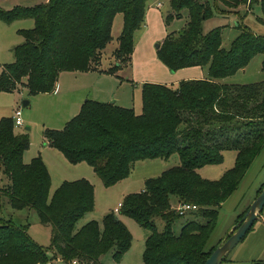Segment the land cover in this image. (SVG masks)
<instances>
[{"label":"trees","instance_id":"trees-1","mask_svg":"<svg viewBox=\"0 0 264 264\" xmlns=\"http://www.w3.org/2000/svg\"><path fill=\"white\" fill-rule=\"evenodd\" d=\"M148 1L44 0L33 6H0V20L6 23L28 18L35 22L32 28L19 29L25 41L14 48L15 61L3 67L0 90L49 93L61 72L93 69L100 61V50L111 39L118 13L123 14L124 25L115 53L120 61L117 67L126 65L134 51V33L145 22ZM222 1L232 8L260 3L264 23V0ZM170 2L177 17L187 10L189 18L180 33L169 34L158 46L159 57L172 71L207 67L208 77L182 80L176 87L144 83L141 114L115 102L86 100L64 128H46L43 136L70 163H88L106 186L127 178L141 160L177 153L180 163L147 178L142 191L127 194L119 212L113 210L104 217L103 227L91 221L77 229L78 221L94 208L93 184L85 178L65 181L50 195L51 176L43 159L24 161L29 134L16 133L14 119L3 118L0 168L8 184L0 187V197H7L15 209L34 208L40 222L51 227L52 238L51 246L44 248L25 227L0 220V264L58 260L69 264L74 259L80 264H104L102 257L110 251L120 262L132 241L123 216L149 231L145 264H204L222 242L207 249L223 203L264 149V80L242 84L226 78L264 54V36L238 23L240 33L226 49L222 27L203 32L204 20L214 13L208 1ZM226 150L236 152L234 165L219 179L202 177L198 170L222 163ZM173 198L199 207L180 233L173 226L184 215L173 208ZM158 218L165 223L163 230L158 229ZM259 262L264 264V259L253 264Z\"/></svg>","mask_w":264,"mask_h":264},{"label":"rangeland","instance_id":"rangeland-1","mask_svg":"<svg viewBox=\"0 0 264 264\" xmlns=\"http://www.w3.org/2000/svg\"><path fill=\"white\" fill-rule=\"evenodd\" d=\"M203 1H208L214 11L210 18L204 20L203 32L207 33L216 27H222V45L224 48L229 49L233 40L239 35L238 23L248 26L255 34L264 36V23L261 21L263 12L260 3H255L250 8L245 4L232 8L228 7L222 0ZM39 2L40 0H5L1 7L11 9L15 5L33 6ZM158 2H161V6H158ZM171 15L174 17L168 19ZM188 18L187 10H183L181 17H177L171 7L170 0H150L147 3L145 22L134 33V51L131 55V61L126 65L117 67L120 61L115 53L119 47V37L124 25V16L122 13H118L113 20L111 39L100 50V61L94 65V68L88 71H69L60 74L58 83L62 84L63 87L59 98H57L58 93L50 92L30 95L26 88L17 93L0 90V121L6 117L13 119L16 107L22 109L24 124L14 126V131L29 134L30 146L24 152L25 162L40 156L48 167L51 176L50 195L65 181H73L78 177H84L93 184L95 190L94 208L78 221L77 229L91 221H97L103 227L104 217L109 211H113L127 194L143 189L147 178L159 176L164 171L178 165L180 156L175 153L169 158L138 161L134 164L127 178L114 185L106 186L88 163L83 162V164L75 167V164L70 163L59 150L43 146L44 130L46 128L62 129L74 115L76 116L80 112L79 107L77 108L78 112H75L77 114L72 113L74 101L80 92L85 94L84 102L86 100L116 101L117 104L121 105V101H125L128 106L123 105L124 107L132 108L137 114H141L143 111L142 86L144 83L168 84L176 87L182 80L207 76V69L201 66L183 68L173 72L158 54V46L169 34L180 33L186 27ZM34 24L32 18L17 20L13 23L0 20V74L5 65L15 61L14 48L25 41V38L19 33V29L32 28ZM263 60L264 54L256 55L245 70L238 71L226 80L244 84L264 80ZM114 68L116 73L110 71ZM24 100H28L30 104L23 106ZM27 118L28 120H25ZM27 126H30V129H26ZM235 158L236 152L234 150H226L222 163L206 165L200 168L198 172L204 178L219 179L225 171L234 165ZM82 168H86L87 171L84 172ZM263 178L264 150L253 161L239 188L222 205L207 249L214 246L224 235V231L233 218L232 210L239 203V199L244 196L242 204L249 199L258 187L253 191L254 184ZM252 184L253 186H251ZM194 212L181 216L175 221L173 229L176 233H180L182 225L194 218ZM0 220L18 227H25L30 237L38 244L44 248L51 246V227L40 222L38 213L34 208L15 209L7 197H0ZM122 220L132 235L131 245L120 262L113 259L112 251H110L102 257L103 263L145 264V242L149 231L130 217L123 216ZM156 223L159 230L164 229L163 220L158 218ZM243 242L237 245L228 256L229 258L221 264H253L255 259H264V254H262L258 258L244 257L241 260H236L237 250ZM233 259L235 260L232 261ZM58 262L53 261L54 264L64 263ZM258 264H263V262Z\"/></svg>","mask_w":264,"mask_h":264},{"label":"crops","instance_id":"crops-1","mask_svg":"<svg viewBox=\"0 0 264 264\" xmlns=\"http://www.w3.org/2000/svg\"><path fill=\"white\" fill-rule=\"evenodd\" d=\"M3 1H5V0H0V6H1V4L3 3ZM6 1H8V0H6ZM41 1H44V0H40V2ZM18 4V3H17ZM264 61V60H263ZM206 69H207V71H208V68L207 67H205ZM64 72H69V71H63V72H61L60 74H63ZM77 72H80V71H77ZM208 77V73H207V76L206 75H203L202 77H196V78H192V79H204V78H207ZM227 81V80H226ZM228 82H230V83H237V82H231V81H228ZM240 82V81H239ZM58 83V82H57ZM243 84V83H242ZM247 84V83H246ZM62 87H63V85L62 84H57V86H56V89H55V91L54 92H50V93H55V94H57V98H59L60 96H61V94H62ZM59 89V90H58ZM14 93V92H13ZM15 93H17L16 91H15ZM84 98H85V94H84V92H80L78 95H77V97H76V99H75V101H74V106H73V109H72V113L74 114L75 112H78V109L77 108H79L80 107V109L82 108L81 106L83 105L82 103H84ZM118 101H120V100H118ZM18 102V101H17ZM113 102H115L116 103V101H113ZM30 104V103H29ZM128 103H126L125 101L123 102V101H121V106H128L127 105ZM16 108H18V107H16ZM15 108V109H16ZM79 109V110H80ZM14 112H15V110H14ZM75 114H77V113H75ZM75 116V115H74ZM24 120V119H23ZM25 120H28V118L27 119H25ZM27 129V128H26ZM43 141H44V144H43V146H45L46 148H51L52 146L51 145H49V144H47V143H45V139H44V136H43ZM54 147H52V149H53ZM55 149V148H54ZM264 150V149H263ZM262 150V151H263ZM261 151V152H262ZM261 152H260V154H261ZM259 154V155H260ZM258 155V156H259ZM25 159V158H24ZM256 159V158H255ZM25 161V160H24ZM31 161V160H30ZM30 161H26V163H29ZM80 164H83V162H81V163H78V164H75V167H78V165H80ZM253 164V163H252ZM91 167V166H90ZM92 168V167H91ZM83 169V171L84 172H86L87 170H85L86 168H82ZM93 169V168H92ZM246 175V174H245ZM245 177V176H244ZM82 178H84V177H78V178H76V179H74V180H77V179H82ZM244 179V178H243ZM242 179V180H243ZM242 182V181H241ZM6 184H8V179H7V177L3 174V172H2V170H1V168H0V187H3V186H5ZM241 184V183H240ZM256 184V185H255ZM254 184V186H253V184L251 185V186H253V191H254V189H255V191H254V193H252V195H251V197L249 198V199H247L243 204H242V202H243V199H244V196L243 197H241L240 199H239V203L235 206V208H233V212H232V216H233V218H232V221H231V223H230V225L228 226V228L224 231L225 233H224V235L222 236V237H220V239L218 240V242L214 245V246H216L219 242H221V240L223 241V240H225L229 235H230V233L232 232V228H233V226L238 222V218H239V216L241 215V214H243V213H245V211L249 208V206H250V204L253 202V200L257 197V195H258V192H259V190L263 187V184H264V178L263 179H260V180H258L256 183ZM240 186V185H239ZM239 186H238V188H239ZM144 188V187H143ZM237 188V189H238ZM236 189V190H237ZM143 189H141L140 191H142ZM235 190V191H236ZM234 191V192H235ZM139 192V191H138ZM233 192V193H234ZM232 193V194H233ZM231 194V195H232ZM230 195V196H231ZM229 196V197H230ZM227 200V199H226ZM176 203H178L177 202V200L176 199H173V204H176ZM223 205H224V203H223ZM117 208V207H116ZM115 208V209H116ZM222 208V207H221ZM115 209H114V211H115ZM110 212V211H109ZM215 229V228H214ZM244 242H243V244L241 245V247L237 250V256H235L236 257V260H241V258H244V257H250V258H258L260 255H262V254H264V214H261V216L258 218V220L255 222V224H254V227H253V229H251L250 230V232L247 234V236L245 237V239L243 240ZM209 242V241H208ZM241 243V242H240ZM239 243V244H240ZM238 244V245H239ZM208 245V244H207ZM214 246H212V247H214ZM212 247H210L209 249H211ZM235 250V249H234ZM235 259H233L232 261H234ZM255 260H258V259H255ZM254 260V261H255ZM59 262L58 263H62V261L61 260H58Z\"/></svg>","mask_w":264,"mask_h":264},{"label":"water","instance_id":"water-1","mask_svg":"<svg viewBox=\"0 0 264 264\" xmlns=\"http://www.w3.org/2000/svg\"><path fill=\"white\" fill-rule=\"evenodd\" d=\"M174 72V71H173ZM28 100L23 106H28ZM30 129V126L26 127ZM264 210V187L250 204L242 218L233 226L230 235L223 240L210 254L204 264H221L230 253L242 242Z\"/></svg>","mask_w":264,"mask_h":264},{"label":"built area","instance_id":"built-area-1","mask_svg":"<svg viewBox=\"0 0 264 264\" xmlns=\"http://www.w3.org/2000/svg\"><path fill=\"white\" fill-rule=\"evenodd\" d=\"M158 6H161V2H158ZM13 119L15 122V126H22L24 124V120L22 117V109L20 107L15 109ZM121 205H122V203L120 202L118 204L117 208L115 209V212H119V208ZM172 206L176 210V212L179 213L180 215H186L188 213L197 211L199 209L198 205L191 204V203L173 204V201H172ZM61 261L63 262V260H61ZM78 263L79 262L76 259H74L69 264H78Z\"/></svg>","mask_w":264,"mask_h":264}]
</instances>
